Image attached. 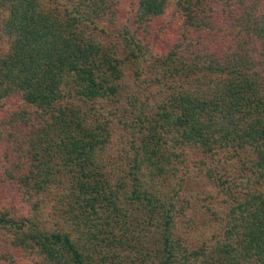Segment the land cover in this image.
Masks as SVG:
<instances>
[{
    "label": "trees",
    "instance_id": "1",
    "mask_svg": "<svg viewBox=\"0 0 264 264\" xmlns=\"http://www.w3.org/2000/svg\"><path fill=\"white\" fill-rule=\"evenodd\" d=\"M0 264H264V0H0Z\"/></svg>",
    "mask_w": 264,
    "mask_h": 264
}]
</instances>
